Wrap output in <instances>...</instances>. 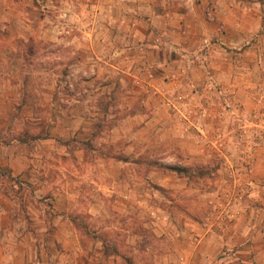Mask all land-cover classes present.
Segmentation results:
<instances>
[{"label": "crops", "instance_id": "obj_1", "mask_svg": "<svg viewBox=\"0 0 264 264\" xmlns=\"http://www.w3.org/2000/svg\"><path fill=\"white\" fill-rule=\"evenodd\" d=\"M35 2L42 10L36 23ZM55 10L75 16L79 29L89 18L88 38L67 36L66 21L57 27L50 20ZM0 28L11 36L0 38V61L10 57L14 64L23 56L10 55L15 46L24 45L15 43L14 36L26 42L41 34L43 46L83 47L85 54L75 61H86L89 70L81 67V74L106 80L76 97L68 113L58 114L59 103L43 89L36 102L23 97L27 78L38 73L49 77L54 71L0 69V254L6 256L0 264H95L89 260L101 256L105 264L116 263L117 252H104L102 239L82 242L76 225L80 217L127 220L148 208L152 219L142 218L141 225L153 229V223L162 224L166 216L159 219L161 214L151 208L161 198L156 187L178 191L187 186L186 179L147 162L146 149L152 147L155 156L161 143H168L171 157L179 159L192 151L191 144L207 142V116L219 126L221 140V122L241 125L256 113L248 87L257 73L264 0H0ZM56 28L64 33L55 37ZM112 77L122 80L117 100L111 96ZM39 106L43 112L57 106L41 131L35 114ZM69 139L75 142L71 149L65 144ZM234 173V183H221L223 208L232 204L238 212L229 231L221 227L213 233L206 221L168 215L190 243L184 251L190 264L196 256L197 264H215L209 255L218 248L234 255V261L221 259V264H264V169ZM35 205L47 206L50 213L30 210L20 222L17 210ZM123 231L129 243L140 236Z\"/></svg>", "mask_w": 264, "mask_h": 264}, {"label": "rangeland", "instance_id": "obj_2", "mask_svg": "<svg viewBox=\"0 0 264 264\" xmlns=\"http://www.w3.org/2000/svg\"><path fill=\"white\" fill-rule=\"evenodd\" d=\"M36 4L39 8L34 9L36 11L33 13L34 23L40 21L42 18L40 3ZM39 9L40 13L37 12ZM55 11L56 12L53 13L50 12V20H52L57 27L62 21H66L70 25V29L68 30L69 34L66 32L67 36L70 38L73 36H78L81 39L82 37L88 38L89 35L87 34L86 28L89 24V18L83 22L82 28L79 29L76 25L75 16L58 15V11ZM82 16L83 19L86 18L87 15L85 11H83ZM53 33L55 37H58L59 34L62 35L64 32L62 31L60 33L56 28ZM259 34H263V36L261 35L262 38L259 36V40H256L257 50L255 51V63L257 73L251 75L250 78L254 84L250 88L248 87V89L253 92L252 97L255 101L254 103H256V113L253 115L249 113L245 120L242 121V123L245 124L252 120L257 121V119H264V31L262 29L259 30ZM36 36H38V40H35V36L32 35L29 36L26 42L22 41V37L14 36L13 40L15 43L27 45L20 47L15 46L14 51L11 49L10 55L14 54L15 56H19L21 53L23 56L16 57L14 59V64L11 63L10 57L6 59L3 58L0 61V69L2 70L17 67L18 69H26L35 72H55L56 75L50 73L49 77H42V75L38 73L36 74L37 76L27 78V88L24 91L25 95H23L27 100L36 102L43 89L48 92V94L50 93L52 100H54L56 104L59 103L60 110L58 114H66L69 112L68 108L76 97L80 98L84 96V93L93 89L95 85L100 86L106 84V80L103 78H91V75L88 73L81 74V67L85 70H89L85 66V63H87L86 61L85 63L75 61V56L79 57V55L83 56L85 54L83 47H62L46 44V46H43V42H41L42 35ZM10 37V32L5 28L0 30V38L9 39ZM28 45L31 47V51H29L28 48L26 49ZM75 49L78 51L75 52ZM26 50L30 53L29 55H26ZM75 64H77L78 67H75ZM75 68H79L78 74H75L73 71ZM248 78L249 77H247V79ZM109 80L115 81L112 88L113 95L111 96L114 97V100H117L122 89V80H120L119 77H112ZM114 105L112 111L115 117H118L120 113L117 112V103L114 102ZM40 107L41 106H39V110H35V114L38 115L40 119L39 131L43 128L44 119H46L47 116H55V109H57L56 106L53 110L43 112L40 111ZM238 122L239 121L236 122V120L227 123L221 122V140H219L217 133L220 132V130L216 128L219 126L211 122L210 116H207V131L205 133L208 138L207 142L202 146H198L197 143V146L191 144L190 148H192V151L183 156L179 154V159L173 156L171 157L170 154L172 151L168 143L165 144L162 142L160 150H155V156H151L153 155V148H147L145 158L147 162H154V164H157L159 161L155 160L153 157L157 158L160 156L163 158L160 163L186 166V172L179 176L185 177L187 186L182 187L178 191L156 187V193L161 198L159 203H157L158 205L153 204L151 208L155 210L157 214H161L159 219L162 218V214L166 216L164 222L159 225L153 223V229H150L151 226L144 228V226L141 225L142 218H144V221L152 219V214L149 213L148 208L145 214L141 213V217L140 215H136L127 220H122L121 217L117 216H107L104 218L105 220L97 222L91 221L87 216H81L80 221L77 222L76 225L83 232V236H81L82 242L87 244V240L92 239L93 243H95L102 239L103 249L105 248L107 251L115 250L118 254V257L114 259L116 263L114 262L113 264H125L126 262L130 264H190L189 256L187 257L186 252H184L186 250L185 248L190 247V243L185 242V240L180 237L179 227L173 223V220H171L172 223L168 221V215L171 216L172 212L178 214L183 213L193 220L199 222L201 220L206 221L211 225L213 233L221 232V227L224 231H229L234 225V215H237L238 212L235 211L237 208L232 204L223 208L224 205L221 203V183L225 181L231 182V184L234 183L237 179V175L234 171L236 169L239 171V168L246 172H249L250 168L254 166L257 167L259 171H263L264 169V133L258 137L246 136V134L242 132V126L238 125ZM65 144L71 149L75 142L69 139L65 141ZM246 150H248V153ZM146 166L148 167V163ZM162 169L167 170L165 168ZM247 176L249 175L246 174L244 178ZM150 191L155 190L150 189ZM229 196L232 198L233 191L229 192ZM151 198H154V196H151ZM30 208L31 209H27L22 206L17 210L20 222L22 217L29 215L30 210L37 211L38 209L42 211L41 209H43L45 214L48 215V213H50L47 206L35 205ZM25 211H28V213H25ZM16 223L17 222H15V228L20 227V225L17 226ZM22 224L24 225V221ZM30 224V222H25V226H30ZM126 228L136 233L139 232L137 234H140V236H136V242L129 243L125 240V237L122 236L126 234V232L123 231ZM131 240L132 238L129 237L128 241ZM83 247L86 248V245L83 244ZM90 249H92V247ZM89 251L90 250H87V252ZM225 253L226 252L221 253V248H218L212 252L209 257H211V260L214 261L215 264H221V259L226 260L225 262L234 261V255H225ZM5 258L6 256L0 254L1 261H4ZM199 261V258L196 256L195 259H193V264H197ZM90 262L105 264L106 258L104 256L95 257L92 258L91 261L89 260V263Z\"/></svg>", "mask_w": 264, "mask_h": 264}, {"label": "built area", "instance_id": "obj_3", "mask_svg": "<svg viewBox=\"0 0 264 264\" xmlns=\"http://www.w3.org/2000/svg\"><path fill=\"white\" fill-rule=\"evenodd\" d=\"M241 126V130L246 136L258 137L264 133V119L252 120L247 124L242 123Z\"/></svg>", "mask_w": 264, "mask_h": 264}, {"label": "trees", "instance_id": "obj_4", "mask_svg": "<svg viewBox=\"0 0 264 264\" xmlns=\"http://www.w3.org/2000/svg\"><path fill=\"white\" fill-rule=\"evenodd\" d=\"M156 165L161 167V168H165V169L175 173L176 175H181V174H184L186 172V166H183V165L164 164V163H160V162H158ZM104 252H106L105 248H104Z\"/></svg>", "mask_w": 264, "mask_h": 264}]
</instances>
